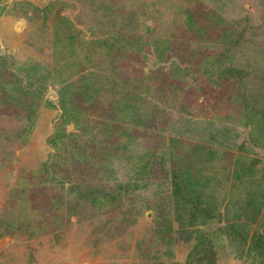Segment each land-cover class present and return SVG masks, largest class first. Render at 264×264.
I'll return each mask as SVG.
<instances>
[{"label": "rangeland", "instance_id": "rangeland-1", "mask_svg": "<svg viewBox=\"0 0 264 264\" xmlns=\"http://www.w3.org/2000/svg\"><path fill=\"white\" fill-rule=\"evenodd\" d=\"M258 124L264 0H0V264H264Z\"/></svg>", "mask_w": 264, "mask_h": 264}, {"label": "trees", "instance_id": "trees-1", "mask_svg": "<svg viewBox=\"0 0 264 264\" xmlns=\"http://www.w3.org/2000/svg\"><path fill=\"white\" fill-rule=\"evenodd\" d=\"M162 52H161V56H164L165 55V50L163 49V50H161ZM253 107V105L252 104H250L249 106H247V108H252ZM246 108V107H245ZM250 116V115H249ZM252 116V115H251ZM254 116V115H253ZM255 119H256V116L254 117ZM253 118V119H254ZM257 119H259V118H257ZM261 124V123H260ZM260 124H258V126L257 127H255V128H253L252 127V131L253 132H251V134H257L255 137H254V139H253V142H254V144L255 145H262V144H264V126L263 127H260ZM256 129V130H255ZM235 173V175L237 176H243V175H245V174H252L253 172L252 171H248L247 169L245 170V172H244V174L242 173V172H237V170H236V172H234ZM242 173V174H241ZM192 181H194V180H192ZM191 184H193L192 186V188H190V190L193 192V193H195L196 194V198L197 197H199V193H200V191H204L205 190V184L204 183H202V184H198L197 183V180H196V182L195 183H191ZM196 186H198V188L196 187ZM193 196V195H192ZM257 200V198L255 197V196H253L252 198H250V199H248L247 201H246V204H244V205H246L245 206V210H247L248 209V207L249 206H252L253 205V203L255 202ZM258 201V205H256V206H259V208H263V203H264V201H259V200H257ZM214 203V202H213ZM255 205V204H254ZM201 205L200 204H197V206H195L194 205V207L196 208L197 207V211H199L198 210V208L200 207ZM211 204H209V205H206V207H204V208H202V209H200L201 210V212L205 215V217L207 218V219H211V218H213L212 216H213V213L214 212H212V210H211ZM215 209V208H214ZM216 210V209H215ZM197 211H195L194 212V214L193 215H195V217L197 216ZM263 227H264V224H263ZM201 239H199V241H200ZM202 241V240H201ZM254 244H253V247H255V249H258L259 250V255H260V257L262 258L261 260L262 261H264V235L263 234H261V233H257L256 235H254V237L252 238V240H251ZM198 245L200 246L201 244H200V242L198 243Z\"/></svg>", "mask_w": 264, "mask_h": 264}]
</instances>
